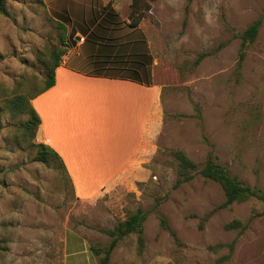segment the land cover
I'll use <instances>...</instances> for the list:
<instances>
[{
  "label": "rangeland",
  "instance_id": "1",
  "mask_svg": "<svg viewBox=\"0 0 264 264\" xmlns=\"http://www.w3.org/2000/svg\"><path fill=\"white\" fill-rule=\"evenodd\" d=\"M143 1L150 8L136 27L127 19L132 0L6 1L9 16L0 14V264H64L67 229L103 256L113 238L107 231L138 208L146 213L142 244L136 233L124 235L107 264H264V204L249 198L221 207L220 185L197 172L212 149L232 175L264 188V0ZM257 19V36L237 69L239 35ZM61 39L86 76L110 77L112 68L129 62L138 65L143 85L158 90L134 170L89 201L75 198L59 168L34 160L30 142L17 143L16 124L27 116L2 109L5 97L42 86L40 58L62 48ZM89 134L104 151L99 142L108 134ZM174 151L197 165L189 181L177 183ZM233 220L244 229H226ZM78 249L67 253L84 257Z\"/></svg>",
  "mask_w": 264,
  "mask_h": 264
},
{
  "label": "crops",
  "instance_id": "2",
  "mask_svg": "<svg viewBox=\"0 0 264 264\" xmlns=\"http://www.w3.org/2000/svg\"><path fill=\"white\" fill-rule=\"evenodd\" d=\"M74 58L63 56L54 85L36 96L32 105L40 118L39 140L61 157L75 198L89 201L110 182L124 178L129 167L134 170L158 90L129 79L86 76L77 70ZM97 131L108 134L107 142H99L106 143L104 151L89 139V133L95 137ZM67 230L64 264H99L89 240L74 229ZM71 248L81 249L85 256L67 253Z\"/></svg>",
  "mask_w": 264,
  "mask_h": 264
},
{
  "label": "trees",
  "instance_id": "3",
  "mask_svg": "<svg viewBox=\"0 0 264 264\" xmlns=\"http://www.w3.org/2000/svg\"><path fill=\"white\" fill-rule=\"evenodd\" d=\"M6 1L7 0H0V14L3 16H9ZM149 8L150 4L147 1L132 0L127 17L129 25L136 27L140 22L141 14L144 11L149 10ZM260 23L261 21L257 19L240 33V48L236 64L237 69L241 67L247 48L255 40ZM60 26L65 28L62 25ZM60 43L61 45H64L62 48L55 47L49 51L47 58H40L46 75L42 86L34 90L15 92L10 96L5 97L2 100V109L7 111L13 117L22 115L27 116L26 119L16 124V131L18 132L17 143L24 145L30 142V144L36 148V156L34 157V160L39 161L48 167L53 165L59 168L70 180L65 165L58 153L45 143L36 141L40 118L32 105V100L36 96L54 85L55 70L61 64L62 56L66 54L67 47H69V44L64 42L62 39ZM201 57L202 56H200L197 61H199ZM3 58L4 55L0 54V61ZM137 66V64L132 66L129 62H125L124 64L120 63V66L112 68L116 74L113 73L110 77L129 79L143 84L145 82L141 77V72L139 73L135 70ZM1 130L2 125L0 124V132ZM173 155L178 160V174L180 179L177 180V183L192 179L193 174L191 172L193 170H197V165L181 151H174ZM197 172L205 179L212 180L220 185L225 195V201L222 203L221 207H226L234 202H243L249 198H255L264 204V188L262 189L256 186H249L239 180L236 176L232 175L224 165L217 161L216 155L212 149L208 152L204 164L197 170ZM145 218L146 213L138 208L135 212L127 214V217L117 225L115 230L107 231V233L110 236H113V238L109 242L108 247L104 250L103 256L100 255L99 250H94L95 254L99 257V264H107L110 254L116 246L118 239L124 235L136 233L138 235L139 242L142 244V234L144 231L143 222ZM160 223L164 229H168L163 218L160 219ZM225 227L226 229L238 227L241 228V230L244 229V226L237 220L229 222ZM170 234L174 237V239H176L173 232H170ZM229 248L230 250L232 249V244H229Z\"/></svg>",
  "mask_w": 264,
  "mask_h": 264
},
{
  "label": "water",
  "instance_id": "4",
  "mask_svg": "<svg viewBox=\"0 0 264 264\" xmlns=\"http://www.w3.org/2000/svg\"><path fill=\"white\" fill-rule=\"evenodd\" d=\"M80 37H76V39L78 40Z\"/></svg>",
  "mask_w": 264,
  "mask_h": 264
}]
</instances>
